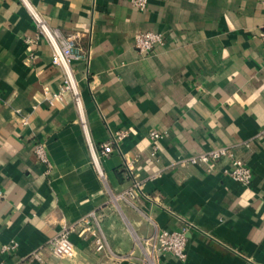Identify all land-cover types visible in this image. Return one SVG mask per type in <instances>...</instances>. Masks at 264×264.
<instances>
[{
	"label": "crops",
	"instance_id": "0c3cea01",
	"mask_svg": "<svg viewBox=\"0 0 264 264\" xmlns=\"http://www.w3.org/2000/svg\"><path fill=\"white\" fill-rule=\"evenodd\" d=\"M36 18L58 43L78 36L87 55L71 65L78 99L49 103L66 76ZM263 31L264 0H147L145 10L131 0H0V245L18 244L0 261L264 264ZM146 32L162 40L143 54L134 40ZM224 147L251 169L250 185L224 174L231 158L212 172L190 162ZM135 181L142 192L128 196ZM84 218L103 250L80 226L74 257H53L49 242ZM161 230L186 231L184 260L153 252ZM35 251L41 260L25 258Z\"/></svg>",
	"mask_w": 264,
	"mask_h": 264
},
{
	"label": "built area",
	"instance_id": "2783aa9c",
	"mask_svg": "<svg viewBox=\"0 0 264 264\" xmlns=\"http://www.w3.org/2000/svg\"><path fill=\"white\" fill-rule=\"evenodd\" d=\"M132 4L139 10H145L147 7V0H131ZM39 30L42 35L47 37L54 45V53L52 55L53 65L62 68L65 71L66 83L56 93H47L49 95L48 101L51 105L65 101L67 94L72 93L75 99H78V92L71 73V65L75 61H84L87 59V55L84 53L77 35H68L57 42L59 38L58 34H51L44 21L36 18ZM161 36L150 32L138 33L135 36V47L143 54L150 53L154 47L161 43ZM262 41L264 44V31L262 33ZM26 123V121H24ZM127 136V131H121L115 134L111 139L104 143L101 147L100 156L108 157L113 152V146L118 144ZM161 138V135L157 131L150 133V139L152 141V155L155 156L157 150V142ZM35 154L39 161L46 165L48 169L52 167L50 159L48 157L45 146L41 143L35 146ZM226 158H231V167L224 169V174L230 176L234 180L242 183L243 185H250L252 181V171L246 163L233 157V153L229 148H219L208 153H204L197 158L190 159L192 164L202 163L207 166V171H215L217 164ZM126 166L131 175H133L134 164L133 162H126ZM101 177H103L101 175ZM138 192H142V185L135 181L133 187L127 191L128 196H135ZM80 226L84 227L80 230V236L87 242H89L97 251H101L104 248V241L98 235V230L92 227L91 221L88 218H84L78 223L70 225H64L61 231L49 242V249L51 255L58 259H71L75 255L74 245L70 237L77 232ZM153 242V252L169 253L175 257L184 260L186 258L185 247L187 245V236L185 230L179 231H167L161 230L150 238ZM18 244L11 243L7 245H0V255H10L17 251ZM25 258H34L41 260L40 251H35L27 255ZM0 264H5L0 261Z\"/></svg>",
	"mask_w": 264,
	"mask_h": 264
}]
</instances>
